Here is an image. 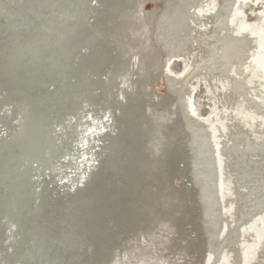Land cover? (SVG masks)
Returning a JSON list of instances; mask_svg holds the SVG:
<instances>
[{"label":"water","instance_id":"water-1","mask_svg":"<svg viewBox=\"0 0 264 264\" xmlns=\"http://www.w3.org/2000/svg\"><path fill=\"white\" fill-rule=\"evenodd\" d=\"M0 264H264V0H0Z\"/></svg>","mask_w":264,"mask_h":264}]
</instances>
